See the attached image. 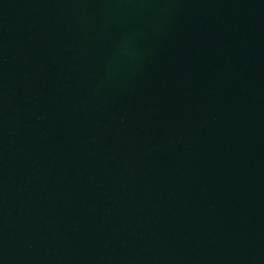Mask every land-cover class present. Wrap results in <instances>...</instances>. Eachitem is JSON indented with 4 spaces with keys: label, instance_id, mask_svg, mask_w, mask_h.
<instances>
[{
    "label": "water",
    "instance_id": "obj_1",
    "mask_svg": "<svg viewBox=\"0 0 264 264\" xmlns=\"http://www.w3.org/2000/svg\"><path fill=\"white\" fill-rule=\"evenodd\" d=\"M0 264H264V0H0Z\"/></svg>",
    "mask_w": 264,
    "mask_h": 264
}]
</instances>
